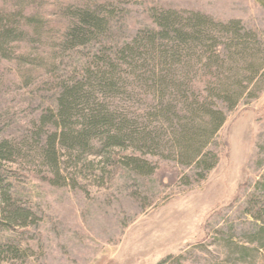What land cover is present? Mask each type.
Here are the masks:
<instances>
[{
  "label": "rangeland",
  "instance_id": "1",
  "mask_svg": "<svg viewBox=\"0 0 264 264\" xmlns=\"http://www.w3.org/2000/svg\"><path fill=\"white\" fill-rule=\"evenodd\" d=\"M24 1L0 6L35 10L48 33L66 27L68 6L92 7L110 30L57 54L55 71L0 58V141L13 144H43L53 128L41 130L38 119L56 106L60 82L155 27L160 9L238 20L264 48V0ZM220 106L227 120L208 146L218 154L210 171L134 148L79 162L64 155L56 178L26 149L0 158V264H264V88L233 109ZM131 155L153 163L154 173L127 167Z\"/></svg>",
  "mask_w": 264,
  "mask_h": 264
},
{
  "label": "trees",
  "instance_id": "2",
  "mask_svg": "<svg viewBox=\"0 0 264 264\" xmlns=\"http://www.w3.org/2000/svg\"><path fill=\"white\" fill-rule=\"evenodd\" d=\"M21 7L0 6V58L21 59L30 68L55 71L57 54L110 30L100 10L71 5L66 27L48 33L38 12ZM153 19L155 27L136 31L60 82L56 106L38 119L41 130L53 128L43 144L3 139L0 158L12 161L26 149L28 158L49 166L56 178L62 175L64 155L66 161L79 162L134 148L168 152L183 164L210 171L218 154L208 146L227 120L220 103L233 109L244 96H257L264 88L263 45L238 20L224 23L174 9H160ZM124 163L140 174L155 171L138 155Z\"/></svg>",
  "mask_w": 264,
  "mask_h": 264
}]
</instances>
